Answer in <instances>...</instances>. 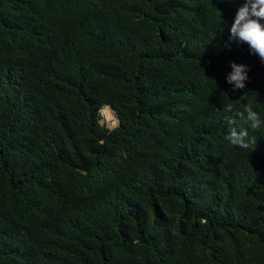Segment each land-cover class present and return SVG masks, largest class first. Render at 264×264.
Listing matches in <instances>:
<instances>
[{
    "label": "trees",
    "instance_id": "16d2710c",
    "mask_svg": "<svg viewBox=\"0 0 264 264\" xmlns=\"http://www.w3.org/2000/svg\"><path fill=\"white\" fill-rule=\"evenodd\" d=\"M244 3L0 0V264H264V123L226 139L264 121Z\"/></svg>",
    "mask_w": 264,
    "mask_h": 264
},
{
    "label": "clouds",
    "instance_id": "9594fccd",
    "mask_svg": "<svg viewBox=\"0 0 264 264\" xmlns=\"http://www.w3.org/2000/svg\"><path fill=\"white\" fill-rule=\"evenodd\" d=\"M262 21H264V0H245V3L237 10L230 28V38L237 43L247 44L250 53L258 55L261 62H264V23ZM230 67L232 71L226 76L227 83L233 86V91L244 89L245 81L249 79L248 66L231 62ZM223 111L233 112V105H225ZM237 117L246 119L252 130L259 129L264 121L251 104L245 105L242 111H236L234 116L226 117L231 126L226 136L228 142L233 146L248 149L256 145L257 138L250 135L247 127L235 126Z\"/></svg>",
    "mask_w": 264,
    "mask_h": 264
},
{
    "label": "rangeland",
    "instance_id": "374dc122",
    "mask_svg": "<svg viewBox=\"0 0 264 264\" xmlns=\"http://www.w3.org/2000/svg\"><path fill=\"white\" fill-rule=\"evenodd\" d=\"M100 124L105 125L110 131L117 127L118 120L113 110L104 107L100 110ZM116 118V119H115Z\"/></svg>",
    "mask_w": 264,
    "mask_h": 264
},
{
    "label": "water",
    "instance_id": "95a60500",
    "mask_svg": "<svg viewBox=\"0 0 264 264\" xmlns=\"http://www.w3.org/2000/svg\"><path fill=\"white\" fill-rule=\"evenodd\" d=\"M115 113V112H114ZM115 116H116V114H115ZM117 118V117H116ZM118 120V119H117ZM119 126V121H118V123H117V127Z\"/></svg>",
    "mask_w": 264,
    "mask_h": 264
}]
</instances>
